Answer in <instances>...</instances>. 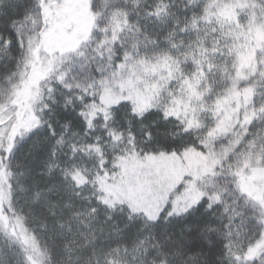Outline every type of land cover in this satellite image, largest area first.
<instances>
[{
	"label": "snow or ice",
	"instance_id": "snow-or-ice-1",
	"mask_svg": "<svg viewBox=\"0 0 264 264\" xmlns=\"http://www.w3.org/2000/svg\"><path fill=\"white\" fill-rule=\"evenodd\" d=\"M0 264H264V0H0Z\"/></svg>",
	"mask_w": 264,
	"mask_h": 264
}]
</instances>
